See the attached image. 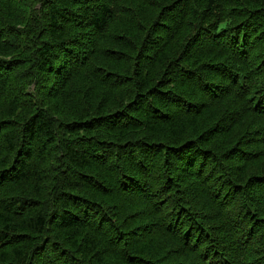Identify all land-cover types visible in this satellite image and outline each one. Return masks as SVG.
Returning <instances> with one entry per match:
<instances>
[{
	"label": "trees",
	"instance_id": "16d2710c",
	"mask_svg": "<svg viewBox=\"0 0 264 264\" xmlns=\"http://www.w3.org/2000/svg\"><path fill=\"white\" fill-rule=\"evenodd\" d=\"M0 264H264V0H0Z\"/></svg>",
	"mask_w": 264,
	"mask_h": 264
},
{
	"label": "rangeland",
	"instance_id": "374dc122",
	"mask_svg": "<svg viewBox=\"0 0 264 264\" xmlns=\"http://www.w3.org/2000/svg\"><path fill=\"white\" fill-rule=\"evenodd\" d=\"M135 196V195H134ZM135 197H137V196H135Z\"/></svg>",
	"mask_w": 264,
	"mask_h": 264
}]
</instances>
